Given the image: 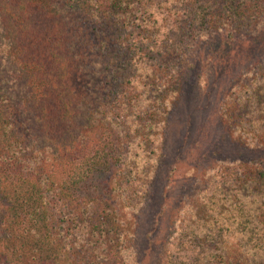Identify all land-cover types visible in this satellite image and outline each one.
Returning <instances> with one entry per match:
<instances>
[{"label":"trees","instance_id":"16d2710c","mask_svg":"<svg viewBox=\"0 0 264 264\" xmlns=\"http://www.w3.org/2000/svg\"><path fill=\"white\" fill-rule=\"evenodd\" d=\"M263 28L264 0H0V264H126L132 150L157 151L193 44ZM230 91L229 136L264 150V62ZM255 159L213 169L160 264H264Z\"/></svg>","mask_w":264,"mask_h":264},{"label":"rangeland","instance_id":"374dc122","mask_svg":"<svg viewBox=\"0 0 264 264\" xmlns=\"http://www.w3.org/2000/svg\"><path fill=\"white\" fill-rule=\"evenodd\" d=\"M245 30L215 31L213 43L193 44L174 105L159 116V136L149 137L155 139L157 151L148 158L143 150H132L148 187L139 210L128 216L133 240L125 250L126 264L161 263L186 217V200L214 168L264 157V150L247 149L229 136L224 113L234 84L264 62V28L253 36Z\"/></svg>","mask_w":264,"mask_h":264}]
</instances>
